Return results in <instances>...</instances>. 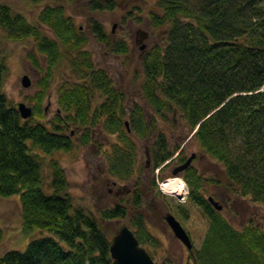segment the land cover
Masks as SVG:
<instances>
[{
	"label": "trees",
	"instance_id": "obj_1",
	"mask_svg": "<svg viewBox=\"0 0 264 264\" xmlns=\"http://www.w3.org/2000/svg\"><path fill=\"white\" fill-rule=\"evenodd\" d=\"M65 1L67 4L46 6L39 24L29 23L0 4V25L7 39L32 40L43 58H34L43 77L28 120L21 118L4 93L8 68L0 58V198L20 197L25 234L38 229L60 241L45 237L32 241L25 252L0 253V264H113L111 238L102 223L126 219L127 208L117 206L97 217L77 207L67 192L65 170L53 157L72 152L77 144H95L97 129L120 136L110 170L120 179L130 180L138 163L137 146L128 129L142 140L156 141L150 148L152 173L172 163L176 154L181 164L187 161L180 158L181 145L172 147L167 136L155 130L156 118L149 121L143 107L134 104L126 126V93L108 71L97 68L86 50L88 37L67 14L66 7L76 0ZM117 7L114 0L86 4V9L100 12H113ZM135 10L140 12L141 7L134 6L129 19ZM147 18L161 42L142 60L140 91L145 104L166 123L170 115L179 114L204 154L224 170L227 190L264 211V0H157ZM89 33L113 54L130 52L126 42L111 41L100 23H91ZM68 60L77 82L65 81L59 87L60 111L49 127L44 123L42 105L58 69ZM99 99L103 102L98 103ZM45 167L51 170V194L44 186ZM139 170L142 173L146 168ZM181 177L209 222L201 248L191 251L193 262L264 264V227L250 221L237 229L216 211L204 193L207 184L217 182L202 178L193 163ZM142 185L139 178L131 199L137 210L143 204ZM182 214L188 218L185 211ZM131 225L141 246L155 242L140 213ZM2 241L0 230V246Z\"/></svg>",
	"mask_w": 264,
	"mask_h": 264
},
{
	"label": "rangeland",
	"instance_id": "obj_2",
	"mask_svg": "<svg viewBox=\"0 0 264 264\" xmlns=\"http://www.w3.org/2000/svg\"><path fill=\"white\" fill-rule=\"evenodd\" d=\"M34 1L0 0V4L9 6L13 12L23 16L31 24H39L40 14L46 6L67 4L65 0ZM114 1L118 7L113 12L88 10L86 4L89 3V0H76L74 5L66 8L68 9L67 14L72 17L75 25L81 28V32L88 37L86 50L91 54L97 68L108 71L117 86L126 93L129 104L127 105L125 121L127 123L131 121V110L135 106L134 104L143 107L149 114L147 116L149 121L156 118L155 130L164 133L172 147L176 144L181 145L183 153L180 158L188 160L192 155H195L193 166L198 170L199 175L202 178L217 182V184L209 186L207 184V191L204 196L207 199L213 198L223 207L221 211L223 216L235 228L241 229L250 221L264 227L262 208L248 200L234 197L227 190L228 184L224 170L206 156L198 143L192 139L193 134H191L184 119L179 114H173L169 116L170 120L166 123L153 115L142 98L140 91L144 76L142 60L153 46L161 42V36L152 31L147 18L148 12L155 10L157 0ZM134 6L141 7V11L135 10L131 20L128 13ZM93 22L104 26L111 41L129 44L130 52L128 55H116L100 46L89 33L90 24ZM43 30L47 35L54 38L48 28L43 27ZM34 44L29 39L25 41L8 40L7 34L0 25V58L5 60L8 68L4 82V93L14 106L18 107L19 104L23 103L33 110L36 105L34 99L40 92L39 81L43 77V72L34 66L35 57L39 60L43 59L36 52ZM43 64L42 67H45L44 61ZM25 76L31 82L29 88H24L22 85V79ZM65 81L77 82L72 77L70 60L65 61L58 69L42 105L45 114L44 123L49 127L51 126L50 122L60 111L58 89ZM102 102L103 99L98 100V103ZM128 135L137 146L138 162L136 172L130 180L120 179L110 171L114 163L113 156L116 145L121 144L119 135H108L97 129L95 131V144L89 147H81L77 144L72 152L56 153L53 157L65 170L69 182L68 194L77 207H83L97 217H99L100 212L107 209H113L117 206L127 208L126 219L102 223L103 231L110 238L123 226H129L133 230L131 221L140 213L145 220L148 231L155 238V242L143 246L155 264H195L191 252L174 237L172 230L165 222L166 214L171 213L190 236L193 244L191 251L194 252L201 248L209 228V222L203 211L191 199L187 183L185 182L187 193L184 196L166 193L162 188L163 183L167 180L175 178L184 180L181 175H173V170L179 166L180 161L175 160L170 165H164L161 170L152 173L150 170L152 167L150 148L155 146L156 141L154 139L142 140L131 129ZM39 153L41 152L39 151ZM41 155L44 154L41 153ZM177 156L178 154L174 158ZM142 166L146 168V171L143 170L142 173H139ZM139 178L143 184L139 189L142 193L143 204L137 210L132 207L131 199ZM51 180V170L45 167L44 186L48 194L52 193V190H48ZM183 211L188 214L187 219L183 216ZM0 230L3 232V241L0 246L1 254L11 251L25 252L32 241L45 237H53L59 241L50 233L38 229L30 234L24 233L19 196L10 199L0 198Z\"/></svg>",
	"mask_w": 264,
	"mask_h": 264
},
{
	"label": "water",
	"instance_id": "obj_3",
	"mask_svg": "<svg viewBox=\"0 0 264 264\" xmlns=\"http://www.w3.org/2000/svg\"><path fill=\"white\" fill-rule=\"evenodd\" d=\"M22 85L24 88H29L31 86V82L27 76L22 79ZM17 109L23 120L32 118V108H29L22 103L18 105ZM126 126L128 127V123H126ZM128 131L130 132L129 129ZM195 158L196 156L192 155L183 165L179 166L173 172V175L179 176V174L192 165ZM208 201L216 211L221 212L223 210V207L213 198H208ZM165 222L172 230L174 237L184 244L189 251H191L193 249V244L190 236L187 234L180 222L177 221L171 213L166 214ZM110 254L113 264H155L146 249L141 246L135 232L129 226H123L111 238Z\"/></svg>",
	"mask_w": 264,
	"mask_h": 264
},
{
	"label": "bare ground",
	"instance_id": "obj_4",
	"mask_svg": "<svg viewBox=\"0 0 264 264\" xmlns=\"http://www.w3.org/2000/svg\"><path fill=\"white\" fill-rule=\"evenodd\" d=\"M162 188L166 193H172L177 196H184L187 193V185L181 178L167 180L163 183Z\"/></svg>",
	"mask_w": 264,
	"mask_h": 264
},
{
	"label": "flooded vegetation",
	"instance_id": "obj_5",
	"mask_svg": "<svg viewBox=\"0 0 264 264\" xmlns=\"http://www.w3.org/2000/svg\"><path fill=\"white\" fill-rule=\"evenodd\" d=\"M175 160H176V158L173 159V162H174ZM169 163H170V162H168L167 164H169ZM178 165L181 166V165H183V164L180 163V164H178ZM179 166H178V167H179ZM178 167H176V168L173 170V172H174ZM183 173H184V172H182L181 174H179V176H180V175L182 176ZM190 252H191V251H190Z\"/></svg>",
	"mask_w": 264,
	"mask_h": 264
}]
</instances>
